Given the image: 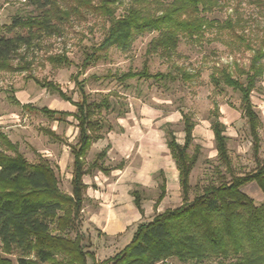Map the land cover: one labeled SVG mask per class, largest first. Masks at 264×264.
I'll return each mask as SVG.
<instances>
[{
  "label": "rangeland",
  "instance_id": "1",
  "mask_svg": "<svg viewBox=\"0 0 264 264\" xmlns=\"http://www.w3.org/2000/svg\"><path fill=\"white\" fill-rule=\"evenodd\" d=\"M57 1L66 7L74 5V0ZM89 1L97 4L102 0ZM156 1L167 4L171 0ZM129 5L130 0H118L114 6L115 16L121 15ZM33 12V6L26 0H0V34L13 17L27 16ZM202 15L212 21V26L197 39L180 37L179 45L170 60L147 54L148 43L157 36L152 33L136 37L126 51L115 48L108 50L103 60L87 66L82 65L86 55L92 47H97L102 41L108 21L94 14L73 16L63 25L59 36L45 37L25 52V59L30 63L26 70L0 73V131L29 163L47 160L55 171L60 190L66 195L70 194L71 177L65 167L60 171L56 163L64 150L70 154L66 144L73 146L76 143V121L72 116L55 117L61 120L54 121L53 118L46 117L41 109H55L74 115L76 108L73 102L79 99L74 79L84 82V93L90 96L91 101L107 98L112 104L113 109L102 111L96 116L107 125L101 132L103 137L112 133L122 135L125 129L128 130L126 135L134 142L135 135H141L134 131L136 126L142 127V134L145 136L141 139L145 145L143 164L146 184L144 187L134 184L130 186L133 203L132 191L138 192L140 197L139 209L134 204L138 219L127 227V231L119 238H105L98 224L89 220V215L94 212L93 217H103L104 213L97 209L102 208L101 204L106 201L103 200L104 195L96 201L87 195L86 191L94 183L91 178L93 175L108 176L112 171L122 170L126 166V160L115 159L112 162L106 154V158L99 164L108 170V174L93 170L82 177V183L85 185L82 210L75 230L69 233L71 239H74L76 233L81 236L83 252L93 258L87 259V264L107 263L130 242L140 224L150 222L156 215L183 204L179 180L176 187L166 185L169 170L178 179L176 164L166 146L167 131L173 133L179 145H183L182 113L187 114L194 124L193 142L188 154H193L195 147L199 149L198 160L189 176L190 190L187 201H191L210 185L217 186L222 180L230 181L232 176H242L255 171L264 160V58L261 60L262 75L257 79L250 96V104L259 120L257 153L253 150L254 142L243 115L239 93L222 85L215 87L210 82V75L217 67L226 68L233 77L244 80L240 74L248 69L250 57L253 50L258 48L264 31V0H225L222 7ZM229 20L233 30L226 28L225 22ZM55 56H65L69 63L66 66L50 63L49 57ZM15 63L17 62H14V65ZM144 66L151 75L176 74L179 68L193 75V78L190 81L178 78L167 82L131 80L124 84L110 78H102L109 74L122 75L129 71L138 73ZM44 82L56 85L72 102L60 99L37 84ZM214 113H217L219 122L225 127L230 168L221 163L215 149L211 130ZM108 126L111 130H107ZM47 131L61 137L66 141L65 145L52 141L47 137ZM157 142L160 145L158 150H155L166 154L168 159L156 163L151 154L152 146H157ZM107 146L110 148V145ZM102 150L93 148L88 151L85 169ZM128 162L133 164L129 165L130 170H133L132 166H138L134 157H130ZM162 177L165 180V195L158 201ZM241 191L251 198L256 206L264 201L263 194L255 183L241 187ZM54 234L65 235L61 232ZM18 257V252L6 255L0 250V258L8 259L13 264H16ZM30 257L33 258L32 255ZM158 264L194 263H181L169 258Z\"/></svg>",
  "mask_w": 264,
  "mask_h": 264
},
{
  "label": "trees",
  "instance_id": "2",
  "mask_svg": "<svg viewBox=\"0 0 264 264\" xmlns=\"http://www.w3.org/2000/svg\"><path fill=\"white\" fill-rule=\"evenodd\" d=\"M26 1L33 6L34 12L13 17L0 34V73L26 70L30 65L25 59L26 51L45 37L59 36L61 28L71 17L86 14L104 18L108 21V28L100 44L89 50L82 65L103 60L112 48L126 51L136 37L152 33L157 36L148 43L147 54L170 60L180 37L199 38L212 26V21L202 14L222 7L225 0H171L167 4L156 0H130V5L119 16H115L114 7L118 0H102L97 4L89 0H74V5L67 7L57 0ZM225 25L234 29L230 20ZM250 58L248 69L240 74L243 81L240 77H233L226 68L217 67L210 75V82L215 87L222 85L239 93L243 115L254 142L253 150L257 153L259 120L250 104V96L262 75L264 31ZM48 60L54 65L66 66L69 63L65 56L49 57ZM102 78L124 84L131 80L167 82L180 78L190 81L193 75L179 68L176 74L151 75L144 66L138 73L129 71ZM37 84L60 99L72 102L53 83ZM74 84L79 96L78 101L73 102L76 108L74 115L41 109L54 121L61 120L55 119L59 116H72L76 121V143L73 146L66 144L72 157L70 194L62 193L55 171L47 160L29 163L0 131V250L6 255L18 252L16 264H87V259L93 260L91 255L83 252L81 236L76 233L71 239L69 232L75 230L82 210L85 189L82 177L93 170L108 174V170L99 163L106 158L109 146L98 152L86 169L85 158L91 145L103 139L101 132L107 126L96 116L113 109V106L107 98L91 101L90 96L84 93L82 80L74 79ZM216 115L211 123L215 149L221 163L230 168L225 127ZM182 118L183 145H179L173 133L167 131L166 146L176 164L183 204L140 224L130 242L105 264H158L169 258L194 264L212 261L218 264H264V201L256 206L241 191V187L255 183L264 197V160L255 171L232 176L230 181L222 180L217 186L210 185L187 201L189 176L198 160L199 149L195 147L193 154H188L193 142L194 124L187 114L182 113ZM107 128L111 130L109 126ZM46 135L54 142L66 143L51 131ZM159 187L158 201L165 195L163 177ZM131 195L133 204L139 209L138 192L132 191ZM58 232L65 235L54 234ZM0 264L13 263L0 258Z\"/></svg>",
  "mask_w": 264,
  "mask_h": 264
},
{
  "label": "crops",
  "instance_id": "3",
  "mask_svg": "<svg viewBox=\"0 0 264 264\" xmlns=\"http://www.w3.org/2000/svg\"><path fill=\"white\" fill-rule=\"evenodd\" d=\"M124 128V127H123ZM142 127L136 126V134L137 132L141 133L135 135V140L132 142L130 137L126 135L128 130L123 129L122 135L117 134H108L104 136V139H100L94 142L90 150L93 148L98 151L102 150L107 145H110V148L107 152V157L112 162L115 159H125V168L122 170L112 171L108 176L105 175H93L92 181L94 183L88 188L87 195L94 198L96 201L104 195L105 204H101L103 207L98 208L97 210L102 211L103 217L97 218L94 216V213L89 215V220L91 222L98 224L101 232L104 233L105 238H116L120 237L122 234L127 231V227L133 225L138 219L136 215V210L134 207L132 197L130 196V186L131 185H139L140 187H144L146 184L145 176H144V156H145V145L142 142L141 138H145L142 134ZM158 141V140H157ZM160 143L157 142V146L153 144L152 146V154L155 157L156 163L159 160H166L168 156L166 154L159 153L158 150ZM156 149V150H155ZM162 156V158H160ZM134 157L135 161L138 163V166H132L133 170L129 165H133L132 162L129 163L128 159ZM72 158L67 151H63L58 158V162L56 165L59 170L62 171L65 167L66 171L68 170V176L71 177V164ZM140 163V164H139ZM168 177L166 181V185L177 186V176L172 174V171H168ZM69 177V178H70ZM84 180V178H83ZM101 199V201H103ZM100 202V201H99ZM91 211V209H90Z\"/></svg>",
  "mask_w": 264,
  "mask_h": 264
}]
</instances>
